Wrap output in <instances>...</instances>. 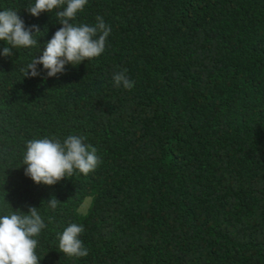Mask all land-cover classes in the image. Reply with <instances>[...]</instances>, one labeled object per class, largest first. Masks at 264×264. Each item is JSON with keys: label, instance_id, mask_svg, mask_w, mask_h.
I'll return each instance as SVG.
<instances>
[{"label": "trees", "instance_id": "obj_1", "mask_svg": "<svg viewBox=\"0 0 264 264\" xmlns=\"http://www.w3.org/2000/svg\"><path fill=\"white\" fill-rule=\"evenodd\" d=\"M34 3L0 0L40 30L0 54V215L37 208L40 264H264V0H88L72 23L103 17L105 51L24 77L62 27ZM123 69L131 90L114 84ZM69 135L96 148L93 172L25 175L27 141ZM73 223L86 257L59 249Z\"/></svg>", "mask_w": 264, "mask_h": 264}, {"label": "clouds", "instance_id": "obj_2", "mask_svg": "<svg viewBox=\"0 0 264 264\" xmlns=\"http://www.w3.org/2000/svg\"><path fill=\"white\" fill-rule=\"evenodd\" d=\"M87 3L88 0H35L34 5L25 9L34 17L57 9L56 15L62 27L46 43L39 58H33L23 70L24 77L39 76L38 65L43 66L48 77H55L65 71L67 64L79 65L82 61L99 57L105 51L111 28L106 25L103 17L97 16L94 26H76L72 23ZM39 31L37 25L26 28L18 12L0 11V41L11 46H5L0 54L12 56V48L36 46L38 41L34 39V33ZM126 73L127 69L114 73L113 81L116 87L131 90L135 82ZM84 140V137L69 135L63 141L54 137L27 141L23 156L25 175L36 184L49 186L72 177L77 171L88 175L98 167L101 160L96 154V148L85 144ZM58 203L54 197L48 201L53 210ZM45 227L35 207H29L27 214L13 212L0 215V264H40L36 253L38 240L35 237ZM83 232V225L73 223L66 227L59 237L60 251L68 257H86L88 250L80 239Z\"/></svg>", "mask_w": 264, "mask_h": 264}, {"label": "rangeland", "instance_id": "obj_3", "mask_svg": "<svg viewBox=\"0 0 264 264\" xmlns=\"http://www.w3.org/2000/svg\"><path fill=\"white\" fill-rule=\"evenodd\" d=\"M89 206V198H84L82 203L80 204V206L77 209V212L81 215L85 214L87 208Z\"/></svg>", "mask_w": 264, "mask_h": 264}]
</instances>
